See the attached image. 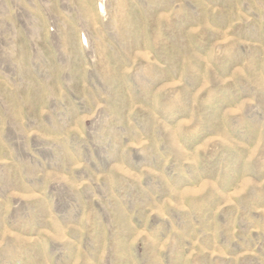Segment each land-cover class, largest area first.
<instances>
[{
    "label": "rangeland",
    "instance_id": "rangeland-1",
    "mask_svg": "<svg viewBox=\"0 0 264 264\" xmlns=\"http://www.w3.org/2000/svg\"><path fill=\"white\" fill-rule=\"evenodd\" d=\"M0 264H264V0H0Z\"/></svg>",
    "mask_w": 264,
    "mask_h": 264
}]
</instances>
